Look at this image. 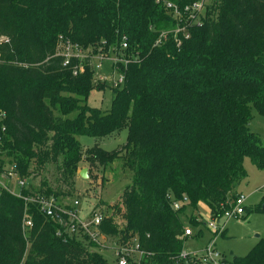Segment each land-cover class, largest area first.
<instances>
[{
	"label": "trees",
	"instance_id": "1",
	"mask_svg": "<svg viewBox=\"0 0 264 264\" xmlns=\"http://www.w3.org/2000/svg\"><path fill=\"white\" fill-rule=\"evenodd\" d=\"M196 1L0 0V176L12 168L27 182L21 196L0 187V264H109L81 227L71 231L24 199L73 206L82 162L131 173L122 227L116 205L95 209L105 238H138L143 254L129 264H193L181 257L186 208L193 226L201 202L221 216L247 176L244 158L264 169V142L250 127L253 109L264 116V0H207L191 17L185 7ZM67 44L85 58L63 65ZM98 54L127 61L113 63L124 81L107 110L87 101L105 87L94 79ZM123 128L126 143L113 151L77 138ZM41 173L67 192L35 183ZM253 212L264 213V196L244 218ZM227 263L264 264V236Z\"/></svg>",
	"mask_w": 264,
	"mask_h": 264
},
{
	"label": "rangeland",
	"instance_id": "2",
	"mask_svg": "<svg viewBox=\"0 0 264 264\" xmlns=\"http://www.w3.org/2000/svg\"><path fill=\"white\" fill-rule=\"evenodd\" d=\"M96 57L93 58V68L95 70L94 79L96 82H100V77L106 76L103 80L107 79V81L104 82L105 87H103V89H93L89 93L87 101L91 106L107 110L112 103V81L118 78L119 74L113 69V57H106L101 60ZM99 64L101 67L97 68ZM250 127L264 142V116L258 114L254 109L252 110ZM127 135V128H123L118 133L101 139L89 135H79L77 138L84 149L98 146L101 149L113 151L126 143ZM84 155H87V153L85 152ZM243 166L247 176L238 186L237 192L245 197L246 208L255 209L264 196V169H259L249 157L244 158ZM116 167L117 166L113 165L114 169L102 173L101 171H97L94 167H92L90 171L88 161L82 162L80 170L82 168H87L89 176L88 178H82L79 174V170L75 178V189L71 194L79 196L85 221L90 220V214L97 209L96 207L109 210L110 214V212L114 213L113 207L116 205L115 207L117 209H115L114 213V217L116 218L115 221L118 224L119 220H121V225L117 227H122L123 206L121 205L120 193L130 182L131 173L125 169H116ZM44 178L48 180L53 189L61 190L60 192L63 193L67 192V187L62 186V188H57L58 186L56 184L54 185V181L49 173H41V175H38L34 179V182L37 184L40 182L42 183ZM19 180L18 177L5 180L9 191L17 196L22 190ZM70 199V197H65L67 201ZM101 202H104V204L100 205ZM187 213H190L189 208H186V212L181 217V220L185 224V228H192L195 232V235L187 237L183 242V251L188 253L200 252L208 244L214 243L216 250L219 251L227 261H230L233 255L247 254L258 240L264 236V213L253 212L247 216V218H244L246 214L241 218L230 219L222 216L219 222L220 224H224L226 232L223 231L219 233H216L207 226L210 219V211L205 202H201L198 205L197 216L200 221L199 225L193 226L189 224L186 217ZM112 240V238L107 239L104 237L99 243V252L109 264H116L115 256L111 249Z\"/></svg>",
	"mask_w": 264,
	"mask_h": 264
},
{
	"label": "built area",
	"instance_id": "3",
	"mask_svg": "<svg viewBox=\"0 0 264 264\" xmlns=\"http://www.w3.org/2000/svg\"><path fill=\"white\" fill-rule=\"evenodd\" d=\"M207 0H198L194 2L192 5H187L185 7V10L189 15L192 17V14L194 15V12H201L205 6ZM167 6L169 8H175V6L172 3H168ZM177 11V10H176ZM127 47V43L123 42V48ZM63 56H64V62L63 65H67L69 63V58L72 56L79 57L80 59H84L85 56L81 53L80 49L76 45L67 44L64 47L63 50ZM97 56V57H96ZM96 58H99L100 60L104 57L100 54L96 55ZM116 61H121L124 63H127L126 60L119 59L116 57H113V63ZM101 65L99 64L97 68H100ZM115 71V70H114ZM74 73H77V70L74 71ZM106 77V76H105ZM105 77H100V82H106L107 79L103 80ZM124 81V74L120 73L118 78L114 79L112 81L113 87L120 86ZM12 177H18L19 184L21 187L26 185V180L23 178H20L14 170L11 168L9 169L5 174H2L0 176V187L5 188L9 190L8 186L3 182L2 179H10ZM18 196H21L20 194ZM26 201L35 202L37 203L42 211L45 212L47 216L50 217H57L60 219V222L64 225H70L71 231H77L79 227H81L84 232H86L92 241L96 242L98 245L101 242V240L104 238V236L100 233L98 229V225L102 221V212L100 210H94L92 214H90L89 221H85V218L83 216V211L81 209V204L79 200H76L73 204V206L66 208L65 206H61L57 203V201L54 198L46 199L43 197H35V198H24ZM183 201H187V198L185 197ZM182 202H174L173 208L179 209L181 207ZM230 208L226 209L223 213V215H212L210 213V219L208 221V227L212 230H214L216 233L225 231L224 224H220L219 219L224 216L227 219L230 218H241L246 213V206H245V197L241 194H238L235 199L230 203ZM62 215H67L69 220L65 221L62 218ZM89 216V215H87ZM32 225V221L30 218L24 219L23 228L24 230L27 229V227ZM121 225V220H119V223H116V228L119 230L117 226ZM185 236H193L195 235V232L192 228H185ZM113 239V238H112ZM111 249L114 253L116 263L117 264H129V259L134 257H139L143 254L142 250L140 249L138 238L134 237L130 239L125 244L118 245L116 242L112 240L111 243ZM182 258H190L193 261V264H228L227 260L223 257V255L216 250L214 243L208 244L203 250L200 252H185L182 251L181 253Z\"/></svg>",
	"mask_w": 264,
	"mask_h": 264
},
{
	"label": "water",
	"instance_id": "4",
	"mask_svg": "<svg viewBox=\"0 0 264 264\" xmlns=\"http://www.w3.org/2000/svg\"><path fill=\"white\" fill-rule=\"evenodd\" d=\"M88 169L87 168H82L81 170H80V172H79V174H80V176L82 177V178H88Z\"/></svg>",
	"mask_w": 264,
	"mask_h": 264
},
{
	"label": "crops",
	"instance_id": "5",
	"mask_svg": "<svg viewBox=\"0 0 264 264\" xmlns=\"http://www.w3.org/2000/svg\"><path fill=\"white\" fill-rule=\"evenodd\" d=\"M3 180V182L6 184V181L4 180V179H2ZM7 185V184H6ZM225 232H226V230H225Z\"/></svg>",
	"mask_w": 264,
	"mask_h": 264
}]
</instances>
